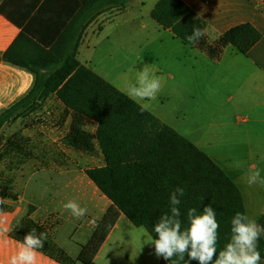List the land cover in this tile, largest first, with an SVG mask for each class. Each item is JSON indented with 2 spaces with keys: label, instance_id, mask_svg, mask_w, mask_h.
I'll use <instances>...</instances> for the list:
<instances>
[{
  "label": "trees",
  "instance_id": "trees-1",
  "mask_svg": "<svg viewBox=\"0 0 264 264\" xmlns=\"http://www.w3.org/2000/svg\"><path fill=\"white\" fill-rule=\"evenodd\" d=\"M131 0H103L101 6H124ZM88 1L84 0V4ZM99 14L96 7L95 15ZM151 18L163 29H169L183 44L205 52L212 60L220 58L226 47L246 55L261 39V33L250 23L227 30L214 41L204 36L197 44L187 37L194 27L204 29L203 21L182 0H158L150 12ZM77 42H57L51 60L24 61L14 58L10 51L0 61L31 72L34 83L27 94L13 106L0 112V132L5 124L27 117L38 110L41 101L54 94L70 115L69 133L64 144L84 153H93L97 143L105 161L103 167L86 170L89 179L112 203L105 216L96 225L90 241L82 247L78 262L94 264V259L119 216L124 215L137 228H144L156 238L154 223L168 211L170 193L177 187L184 189L179 205L182 230L188 227L187 210L195 208L200 214L211 205L216 211L218 229L217 250H222L231 238V219L237 212L247 215L242 191L238 185L200 148L147 109L129 97L77 59L80 39L85 27H80ZM61 49L63 55L58 57ZM53 64V65H51ZM50 67L49 74L40 69ZM97 123L95 134L88 133L83 120ZM35 157L31 140L14 134L2 142L0 137V196H13L17 172ZM2 206L0 205V211ZM33 208L10 232L22 243L24 236L35 228L47 234L39 253L60 264H74L53 239L54 225L41 224L31 218ZM264 225V214L256 217ZM258 250L264 260V234L258 241ZM173 257L161 259V264H186ZM190 264H198L191 261Z\"/></svg>",
  "mask_w": 264,
  "mask_h": 264
},
{
  "label": "crops",
  "instance_id": "crops-1",
  "mask_svg": "<svg viewBox=\"0 0 264 264\" xmlns=\"http://www.w3.org/2000/svg\"><path fill=\"white\" fill-rule=\"evenodd\" d=\"M86 1L84 4V0H0V56L10 51L14 58L24 61H49L52 55L49 52L57 42L61 40L67 46L73 38L77 42L78 29L85 27L77 59L91 68L88 62L80 60V54L84 47L89 49L93 44V37L104 33L111 24L119 29L122 26L119 19L125 16L130 18L129 22L140 23L141 28L147 26L143 17L132 15L144 6L143 0H131L124 8L115 5L102 7L103 0ZM157 1L148 9L149 16ZM182 1L203 21L209 42L243 23L252 24L261 33L260 41L246 55L228 46L220 58L212 60L205 52L195 49L212 60L213 67L207 68V73L214 76L216 91L221 81V87L231 88L241 102L251 103L258 115H264V0ZM96 7L98 15H95ZM156 26L160 27L157 23ZM57 55L61 57L63 51L59 49ZM50 69L42 68L40 73L49 74ZM33 83L31 72L0 61V112L24 97ZM153 115L174 129L166 118ZM253 121L264 123V119ZM83 122L85 130L95 134L97 123L87 118ZM70 124L71 117L65 115L64 104L51 94L40 102L36 112L2 128V142L18 133L31 140L35 157L17 172L13 196H0L5 201L0 211V264H10L11 258L18 254L20 242L13 239L10 232L27 216L30 207L33 208L31 218L41 224L54 225L52 235L55 243L76 261L74 264H81L77 259L82 247L90 241L97 223L112 206L86 174L87 169L105 165L98 144L90 154L67 147L63 139L69 133ZM247 132L258 131L252 127ZM254 137L249 135L250 139ZM69 200L87 208L83 218L77 219L64 209L63 205ZM142 234L140 228L121 214L97 253L94 264H161L157 257L155 263H131L128 249L139 258L146 255V244L138 237ZM143 240L146 243L145 237ZM36 264L60 263L38 252Z\"/></svg>",
  "mask_w": 264,
  "mask_h": 264
},
{
  "label": "rangeland",
  "instance_id": "rangeland-1",
  "mask_svg": "<svg viewBox=\"0 0 264 264\" xmlns=\"http://www.w3.org/2000/svg\"><path fill=\"white\" fill-rule=\"evenodd\" d=\"M143 1L144 6L132 15L143 17L146 28L129 22L128 16L120 18L122 26L117 29L111 24L93 37V44L83 48L80 60L124 93L129 84L135 83L137 71L150 65L163 78L162 87L154 100L138 103H147V110L166 118L177 132L205 152L238 185L247 216L256 221L264 214V186H250L247 176L259 170L264 178V123L253 121L264 119V115H258L251 103L241 102L231 88L221 87V81L216 91L214 76L207 73V68L213 67L212 60L157 27L148 14L156 0ZM252 127L258 132H247ZM140 231L144 233L138 237L146 244V255L139 258L128 249L131 263H155L154 246L143 240L145 237L147 242L149 234L144 228Z\"/></svg>",
  "mask_w": 264,
  "mask_h": 264
},
{
  "label": "clouds",
  "instance_id": "clouds-1",
  "mask_svg": "<svg viewBox=\"0 0 264 264\" xmlns=\"http://www.w3.org/2000/svg\"><path fill=\"white\" fill-rule=\"evenodd\" d=\"M207 30L194 27L192 34L187 37L191 44H197L206 35ZM163 78L157 76L150 65H145L137 71L135 83L127 86L126 95L137 102L154 100L161 90ZM147 103L142 104V110ZM247 183L251 186H264V178L259 170L250 172ZM184 196L182 187L175 188L169 196L168 211L161 214L154 223L153 231L156 238L149 234L147 244L154 246V255L158 259L171 261L178 257V261H198V264H262L258 250V241L264 234V225L258 224L246 214L237 212L231 219V238L222 250H217L218 229L216 211L211 205H206L200 214L195 208L187 210L188 227L182 230L181 211L179 205ZM5 201L0 199V205ZM77 219L87 213L86 207H81L75 200H69L63 205ZM47 234L37 232L32 228L20 243L17 255L11 258L10 264H36L37 254L43 249ZM178 264V262H177Z\"/></svg>",
  "mask_w": 264,
  "mask_h": 264
}]
</instances>
